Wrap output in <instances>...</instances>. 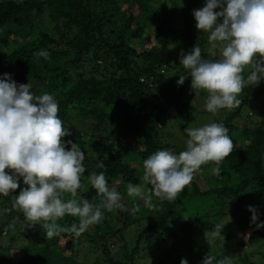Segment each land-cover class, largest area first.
<instances>
[{
    "label": "trees",
    "instance_id": "1",
    "mask_svg": "<svg viewBox=\"0 0 264 264\" xmlns=\"http://www.w3.org/2000/svg\"><path fill=\"white\" fill-rule=\"evenodd\" d=\"M198 1L188 0L179 8L188 40L191 45L200 46L202 58L207 60L210 56L203 51L190 16ZM136 9L140 12H135ZM46 11L55 29L38 23ZM148 20L156 25L159 43L150 50L138 51L134 40L142 39ZM172 21L167 1L160 0H0V76L9 73L18 83L30 82L35 94L39 87L52 94L58 102L62 127L70 132L63 140L71 139L91 150L90 165L85 166L81 187L77 190L81 199L93 204L100 202L96 190L87 181L90 174L99 172H104L110 186L115 185L121 195L125 194L128 183H142L143 161L148 156L158 150H170L172 145L165 138H177L179 126H196L198 106L189 99L187 91L191 78L188 76L182 85H177L176 78L169 74L172 67L181 65L177 52L170 46L176 31ZM205 41L207 34L202 43ZM41 49L49 51L50 58L34 55ZM141 77L145 82H141ZM241 92L245 95L240 98V105L222 121H218L222 114L214 120L227 127L232 140V153L220 165L225 178L208 180V188L202 189L195 172L190 190L181 191L174 201L158 202L156 217L131 248L133 240H126L124 234L132 227L128 216L134 214L138 222L151 219L150 210L140 208L145 200L127 197L130 210L104 211V219L81 234L99 245L104 263L136 264L141 243L145 241L143 244L153 245L157 264H167L166 261L180 264L182 258L188 264H201V258L194 260L192 256L203 247L212 246L211 232L217 224L225 226L215 240L231 242L248 229H254L253 238L263 237V228L257 229L250 223L252 212L242 211V206L248 196L264 200V83L257 87L248 85ZM248 105L254 108L255 118L249 113L242 115ZM73 117L93 119L94 129L99 133L94 136L104 140L82 135L72 124ZM241 117L246 119L243 127L234 123ZM115 133L118 141L110 151L104 150L102 146L108 145ZM101 160L105 168L97 167ZM146 185L151 192V184ZM23 187L26 185L21 178L20 188ZM16 192L3 197L14 201ZM69 196L65 193L64 199H70ZM215 207L217 210L211 212ZM228 208L235 214L242 211L241 217L224 222ZM114 214L119 219L112 225ZM181 214L186 216L179 220ZM257 214L259 221H264V208L257 210ZM14 217L19 219L18 224L9 223L10 228L13 226L16 230L25 222L30 224L19 210ZM73 221L79 222L65 215L57 224L70 227ZM26 229L25 234L20 230L24 237L16 246L20 257L9 259L8 264L78 263L71 254L63 252L60 244L65 238L71 246L79 241L71 233L61 232L47 240L40 223ZM199 234L205 237L204 244L197 239ZM172 247L184 248L171 257ZM8 249L6 246V253ZM215 256L221 259L227 254Z\"/></svg>",
    "mask_w": 264,
    "mask_h": 264
},
{
    "label": "clouds",
    "instance_id": "2",
    "mask_svg": "<svg viewBox=\"0 0 264 264\" xmlns=\"http://www.w3.org/2000/svg\"><path fill=\"white\" fill-rule=\"evenodd\" d=\"M193 16L197 30L207 34L208 52L216 56L218 50L219 58L205 60L196 44L189 52L181 50L179 64L188 71L195 96L200 90L207 93L205 111H232L240 105L238 94L244 87L264 80V0H206L202 8L193 10ZM34 55L50 58L45 49ZM249 66L251 70L244 76ZM185 78L180 75L177 85ZM183 132L187 137L184 150L177 154L162 149L148 156L143 161L142 183L126 185L128 197L143 199L151 208L152 195L160 201H174L202 165L212 162L211 174L221 175L220 165L233 150L227 127L212 122L187 127ZM69 133L62 127L58 102L52 94L37 95L30 82L18 83L9 73L0 76V196L16 192L22 178L26 187L16 192L12 207L22 212L28 226L40 223L47 240L61 232L79 237L104 219V211L126 210L121 193L109 185L104 172L88 176L100 197L98 204L76 198L86 170L85 151L73 140H63ZM97 167L105 168L102 160ZM145 184H151V194L144 189ZM65 193L73 199L65 200ZM248 208L252 212L250 223L264 228L257 209L252 205ZM65 215L78 218V224L58 225L57 220ZM224 226L217 224L211 237L219 238ZM180 264H188L187 259L182 258ZM201 264L232 261L228 256L216 259L211 252Z\"/></svg>",
    "mask_w": 264,
    "mask_h": 264
},
{
    "label": "rangeland",
    "instance_id": "3",
    "mask_svg": "<svg viewBox=\"0 0 264 264\" xmlns=\"http://www.w3.org/2000/svg\"><path fill=\"white\" fill-rule=\"evenodd\" d=\"M162 1H167L168 6H169V10H171V14H172V27L176 28V31L172 34V41L170 43V46L173 47L175 49V51L177 52V56L180 57V53L181 50L185 51V52H189L191 51L193 45H191L190 41L188 40L189 38L187 37V34L184 32V23L182 21V13H181V9L179 8L184 6L183 4H186L188 0H160V2ZM199 5L196 9L202 8L206 2V0H199L198 1ZM171 6V7H170ZM160 7V6H159ZM194 10V9H193ZM193 10L190 13V16L193 17V23L196 24V21L194 19L193 16ZM216 11L219 10V8L215 9ZM135 12H140L138 9L135 10ZM38 23L41 26L44 27H50V29H55V24L54 22H52L49 19L48 16V11H46L42 16L39 17L38 19ZM12 27H15V23H12ZM194 32L195 34L198 35V39L200 41V44L202 45V49L203 51L208 52V48H209V44L208 41L203 42V37H205L206 33H203L202 30H197L196 27H194ZM159 37L156 35V25L153 23L152 20H148L147 24H146V29L145 32L142 36V39L140 40H134V44L136 46V48L138 49V51H143V50H150L155 44L159 43ZM259 55V54H257ZM208 56H210V58H207V60H215L219 58V51L217 50V54L216 56H212L210 55V53L208 52ZM205 58V57H203ZM165 67V66H163ZM250 66L245 68V71L243 73L244 76H247V74L250 71ZM178 73V74H177ZM169 74L170 76H172L173 78H176V80L179 79V76H185L188 77L189 73L187 70H185L183 68L182 65L175 67H172L171 70H169ZM168 74V75H169ZM263 84L264 80H261V82L258 84ZM258 85H251V86H255L257 87ZM188 91V95H189V99L191 101H193L197 106H198V110L199 113L197 115V121L195 122V127H199L202 126L203 124H207V123H212L214 122L216 117H220L221 114L222 116L220 117V119L218 121H222L223 118L226 116V114L229 112L228 110L225 109H221L218 113L216 114H212L209 113L207 111L204 110L203 108V104L204 101L206 99L207 93L204 90H200L199 94L195 96V93L191 90V81H190V85L187 89ZM43 93H47L44 89L42 88H38L37 94L41 95ZM245 95V92H240L238 94V99L240 100V98ZM250 115L251 118H255V110L254 108H252V105H248L245 106L242 110V115L245 116L246 114ZM217 121V122H218ZM175 122V121H174ZM172 120V123H174ZM246 119L241 117V118H236L234 120V123L236 125H238L239 127H243V125L245 124ZM177 123V122H175ZM72 124L75 125L78 130L80 131V133L84 136H86L87 138H92L93 140H104L103 138L100 137H95L94 135H99L98 131H96V129H94V121L93 119H91L90 117H77L74 118L72 120ZM184 129L185 127L179 126V135L177 136V138H165L164 141H167L169 143H171V147L170 150L173 151L174 153H179V149H184L185 147V140L187 139L186 135L184 134ZM104 133V131H102ZM70 135V134H69ZM117 134L115 133L113 136L110 137L108 145L106 146H102L104 147V150L106 151H110L112 149V146L118 141L117 140ZM70 138V137H69ZM80 145V144H79ZM81 146V145H80ZM82 151H85V160H84V166H88L90 165L91 162V155L92 152L91 150H86L84 149L82 146ZM215 166L212 162H209L208 164L202 165L201 168L196 171V180L198 182V184L200 185V187L202 189H207L208 188V180H210L211 182L215 181V178L221 179V178H225V176L223 174H221L220 176H214L211 174V168ZM86 169V167H85ZM6 171H10L8 169H6ZM87 181H88V177H87ZM89 182V181H88ZM192 187V183L190 182L189 185H187L185 187L184 190H190ZM144 189L146 190V192L148 194H151V192L148 190L147 185H144ZM68 194V193H67ZM70 195V196H69ZM68 196L70 197V199H73V197L71 196V194H68ZM122 197V202L125 205V208H127L128 210L131 209L130 204L127 203V192L123 195H121ZM81 199L80 195L77 193V197ZM1 199H3V201H1ZM160 200H158L154 195H152L151 198V203L153 205V207L149 208L146 206V203H141L140 204V208H142L141 210L144 211L145 209H149L150 210V215H151V219H145L143 218L140 222H138L137 218L134 216V214H130L128 217L130 218V222L132 223V227H129L125 230L124 234H125V239H132L133 242L130 244V247L134 246V241L136 240V238L138 237V235L143 232V229H147L149 227L150 222L152 221L153 218L156 217V211L158 210V202ZM14 201L11 200L9 201V199H4L3 196H0V264H8V260L9 259H18L20 257V251L18 250V248L16 247L17 244H20L22 242V239L24 237L23 234L26 233L27 231V223H23V225H21L20 227H18L16 230L15 228L12 226L10 228L9 223H12L16 225L18 224L17 221H19V219L16 216V214L18 213V209L16 208H12L10 209V206H12L11 203H13ZM252 205L254 206L257 210H263L264 208V200L258 199L257 197L255 198H251L250 196L245 198V203L242 206V211L245 210H249L248 206ZM232 207V206H230ZM217 210L216 207L213 208L211 210L214 211ZM242 211L238 212V213H233L231 212V208H228L226 215L223 217V221L224 222H228L230 220H234L236 218L241 217L242 215ZM148 212V210H147ZM116 214H114L113 217H111V224L115 225L116 220H118L119 218L115 216ZM186 216V214H181L179 218H184ZM213 216V215H212ZM76 218V217H75ZM11 222H10V221ZM76 220H78V218H76ZM180 220V219H179ZM3 222V223H2ZM28 222V221H27ZM74 222V221H73ZM23 230V234L20 233V230ZM114 229H116V227H114ZM3 230V231H2ZM255 233L254 229H248L245 230L244 232L241 233V235L236 238L234 241L231 242H227L226 240H215L213 239V243L212 246L209 248L207 247H203L201 251H197L196 252V256H192V259H197V258H201L200 259V263L203 260V258L205 257L206 254L209 253H213L214 255L217 254H227L228 257H231V261L232 264H264V228L262 229V233H263V237L260 238H253L252 234ZM131 237V238H130ZM14 239V241H12V239ZM78 238L79 241H76L75 244L73 246H71L68 241L69 239H62L60 241V244L62 245V250L65 254H71V256L73 257L74 261L78 262V263H74L71 262L69 264H83L84 262L86 264H107L104 263V254L102 253L101 248L99 247V245H97L95 242L90 241L87 237L85 236H79L76 237ZM197 239L200 240V244H204L205 242V237L201 236L200 234L197 236ZM123 242V241H122ZM121 243V241L119 242V244ZM143 243H145V241H143ZM141 243V250H140V255H139V261L136 264H157L158 260L156 259L155 254L153 253L152 250V246L149 242H146V245ZM11 245V246H10ZM9 246L8 252H5V247ZM143 246H146L143 247ZM184 247L182 248H170V255L171 257H173L178 251L182 250ZM116 250V249H114ZM216 257V256H215ZM191 259V260H192ZM171 260V258H170ZM165 263L169 264L170 261H166ZM191 264V263H190ZM192 264H198L197 262H193Z\"/></svg>",
    "mask_w": 264,
    "mask_h": 264
},
{
    "label": "built area",
    "instance_id": "4",
    "mask_svg": "<svg viewBox=\"0 0 264 264\" xmlns=\"http://www.w3.org/2000/svg\"><path fill=\"white\" fill-rule=\"evenodd\" d=\"M205 60H206V58H204ZM141 82H145V79H144V77H141Z\"/></svg>",
    "mask_w": 264,
    "mask_h": 264
}]
</instances>
